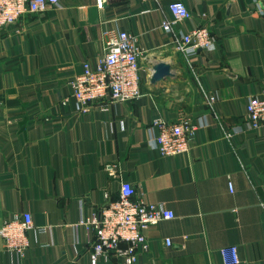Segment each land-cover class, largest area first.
Segmentation results:
<instances>
[{
	"label": "crops",
	"instance_id": "crops-1",
	"mask_svg": "<svg viewBox=\"0 0 264 264\" xmlns=\"http://www.w3.org/2000/svg\"><path fill=\"white\" fill-rule=\"evenodd\" d=\"M171 1L58 0L0 27V227L24 210L34 225L21 258L0 236V264H92L93 235L78 222L121 180L174 213L146 229L133 264H222L230 245L240 264H264V127L245 119L249 97L264 95V0H178L191 16L173 33L160 25ZM197 26L213 47L178 51L174 37ZM108 28L143 51L141 96L82 107L69 81L102 55ZM159 62L170 75L152 82ZM155 117L196 125L186 152L159 154Z\"/></svg>",
	"mask_w": 264,
	"mask_h": 264
},
{
	"label": "built area",
	"instance_id": "built-area-1",
	"mask_svg": "<svg viewBox=\"0 0 264 264\" xmlns=\"http://www.w3.org/2000/svg\"><path fill=\"white\" fill-rule=\"evenodd\" d=\"M58 0H0V27L13 24L26 11L40 12ZM107 0H94L102 8ZM171 19L163 18L161 27L173 33L175 25L190 18V11L182 1L168 4ZM104 51L94 64L84 61L82 71L70 81L71 94L82 106L107 99L122 102L141 96L140 65L138 57L143 52L135 37L125 30L108 28L103 31ZM175 48L183 54L198 49H211L213 35L206 26L181 31L174 37ZM213 100V97H210ZM246 122L250 129L264 127V95L250 96L246 103ZM152 145L160 155H176L189 149L196 125L187 119L166 121L155 117ZM230 187V185H229ZM135 189L127 180H121L116 196L107 191L97 211L90 217H81L79 224L92 232V264L102 256H113L122 264H133L139 251L147 249L146 229L159 221L174 217L173 211L162 203L145 202L134 198ZM29 211L14 212L3 219L0 227L3 248L17 258L29 246L28 232L33 228ZM167 243L169 241L167 240ZM222 264H240L235 245L219 249Z\"/></svg>",
	"mask_w": 264,
	"mask_h": 264
},
{
	"label": "water",
	"instance_id": "water-1",
	"mask_svg": "<svg viewBox=\"0 0 264 264\" xmlns=\"http://www.w3.org/2000/svg\"><path fill=\"white\" fill-rule=\"evenodd\" d=\"M166 75H170V67L168 64L159 62L153 66V72L151 75V81L155 82Z\"/></svg>",
	"mask_w": 264,
	"mask_h": 264
}]
</instances>
